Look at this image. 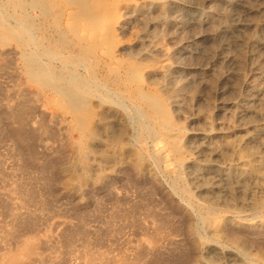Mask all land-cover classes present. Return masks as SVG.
<instances>
[{
  "label": "rangeland",
  "instance_id": "rangeland-1",
  "mask_svg": "<svg viewBox=\"0 0 264 264\" xmlns=\"http://www.w3.org/2000/svg\"><path fill=\"white\" fill-rule=\"evenodd\" d=\"M112 1L0 0V262L264 264V0Z\"/></svg>",
  "mask_w": 264,
  "mask_h": 264
},
{
  "label": "bare ground",
  "instance_id": "bare-ground-1",
  "mask_svg": "<svg viewBox=\"0 0 264 264\" xmlns=\"http://www.w3.org/2000/svg\"><path fill=\"white\" fill-rule=\"evenodd\" d=\"M101 1V0H100ZM108 2V1H107ZM105 3H106V1H105ZM105 3H103V4H105ZM156 4V3H155ZM101 5H102V3H101ZM147 3L146 2H144V0H113L112 2H110V4L108 5V7H107V13L109 14V15H111V18H110V26H109V28L107 29L106 27V29H104V27H96L95 28V30L96 31H94V32H92L91 34H90V37L92 38V41L93 42H95V43H102L103 41H105V40H116V37H118V34H117V32L118 31H121L125 26H126V24H127V20L130 18V16H131V13L133 14V13H137V12H141L145 7H147ZM151 7V6H150ZM91 8H93V7H91ZM259 8V7H258ZM90 9V8H89ZM250 9V8H249ZM260 9H261V7H260ZM247 11V10H246ZM106 13V12H105ZM248 13V12H247ZM253 14V13H252ZM255 14V13H254ZM259 14H261V13H259ZM69 16H71V15H69ZM104 16V15H103ZM251 16V15H250ZM73 17V16H72ZM71 17V18H72ZM247 17V16H246ZM235 18V17H234ZM74 19V18H73ZM96 19V18H95ZM90 20V19H89ZM104 20H106V19H104ZM237 20H239V19H237ZM246 20V19H245ZM99 21V20H98ZM233 21V20H232ZM96 22V21H95ZM100 22V21H99ZM105 22V21H104ZM241 22V21H240ZM243 22V21H242ZM88 23H90L89 21H88ZM91 23H93V22H91ZM90 23V24H91ZM233 23V22H232ZM101 24H103V23H100V25ZM228 24H229V21H228ZM235 24V23H234ZM247 24H248V21H247ZM255 25V24H254ZM245 24L244 23H237L236 22V28L233 30V29H231V28H227V29H225V27L223 26V25H221L219 28H220V30L219 31H221V30H223V29H225V31H223V32H221L220 33V35L219 36H221V35H223V34H225V33H228V32H230V31H232L233 30V33H234V35L236 36H240V34H243V30H244V28H245ZM78 27V26H77ZM76 27H74V29H75ZM253 28V27H252ZM93 29H94V27H93ZM251 29V28H250ZM86 30V29H85ZM218 30V29H217ZM86 31H88V30H86ZM91 31H92V29H91ZM248 32V31H247ZM216 33V32H215ZM228 36V35H227ZM242 36H244V35H242ZM241 36V37H242ZM223 37H224V35H223ZM230 37V36H229ZM227 38V37H226ZM246 37H244V41L245 40H248V39H245ZM32 39V38H31ZM118 39V38H117ZM34 40V39H33ZM88 40H89V38H88ZM221 40V39H220ZM219 40V41H220ZM110 41V42H111ZM242 41V40H241ZM259 41H261V40H259ZM252 42V41H251ZM94 43V44H95ZM258 43V42H257ZM260 43V42H259ZM112 44H113V42H112ZM117 44V45H116ZM115 45V47L114 46H112V47H114L113 49H110V54H109V56H110V58L111 59H113V58H116L117 57V55H119V53L118 52H120V53H123V52H125V51H127L129 48H130V46H131V44H129V45H127V44H125V45H122V43H119L118 44V40H117V43H116ZM114 45V44H113ZM249 45V44H248ZM141 46V45H140ZM252 47V46H251ZM226 48V47H225ZM131 49V48H130ZM130 49H129V51H130ZM131 52V51H130ZM117 54V55H116ZM197 56V55H196ZM164 65H166V64H161L160 63V65L159 64H156V65H151V66H144L145 67V72L147 73V74H154V73H157V72H162V70H163V68L165 67ZM140 68H142V67H140ZM38 69H40V68H38ZM139 69V68H138ZM40 70H42V69H40ZM40 70L39 71H37L38 73L40 72ZM133 70V69H132ZM143 70V69H142ZM43 71V70H42ZM45 71V70H44ZM49 73V72H48ZM162 73H165V72H162ZM47 74V73H46ZM161 75V74H160ZM159 75V76H160ZM159 78V77H158ZM154 79V78H153ZM201 80V79H200ZM37 81H39V80H37ZM42 83V82H41ZM193 91V90H192ZM73 92V91H72ZM153 93H155V92H153ZM72 94V93H71ZM161 94V93H160ZM150 98H151V95H148ZM154 96V98H153V101L151 102V104L156 108H160L161 110L163 109V111H161V110H156V112H159V111H161V113H162V118H160V120L162 119V121H167V122H169L170 121V117H169V113L167 112V110L165 109V103H164V101H163V99H162V96L161 97H158V96H155V95H153ZM147 98V97H146ZM261 99V98H260ZM162 107V108H161ZM152 109H154L155 110V108H153V107H151ZM233 109V108H232ZM168 111H169V109H168ZM160 114V113H159ZM256 116V115H255ZM229 117V116H228ZM169 127V126H168ZM173 136V135H172ZM174 137H176V136H174ZM168 139H170V138H168ZM171 139H173V138H171ZM178 139H180V138H178ZM177 139V140H178ZM243 139V138H242ZM261 140V139H260ZM173 141V140H172ZM253 141H254V139H253ZM179 142V141H178ZM177 142V143H178ZM170 143V142H169ZM262 143V142H261ZM260 143V144H261ZM264 143V142H263ZM174 145V144H173ZM179 145H180V143H179ZM262 145V147L264 148V144H261ZM260 145V146H261ZM176 147V146H175ZM260 148V147H259ZM262 148V149H263ZM178 150V149H177ZM176 150V151H177ZM250 150V149H249ZM248 150V151H249ZM258 152V151H257ZM260 152V151H259ZM253 153V152H252ZM255 154H257V153H255ZM253 155V154H252ZM221 156V155H220ZM240 156V155H239ZM264 156V155H263ZM241 157V156H240ZM249 157H251V154H250V156ZM256 159H257V157H256ZM255 159V160H256ZM261 161V160H260ZM262 161H263V159H262ZM244 163H246V161H245V159H241V158H239V160L237 161V165L238 164H241V166H242V164H244ZM261 163H263V162H261ZM231 164V163H230ZM233 164V163H232ZM248 165V164H247ZM253 165V164H252ZM255 165V164H254ZM239 166V165H238ZM244 166V165H243ZM251 166V165H250ZM257 166V165H256ZM235 167V166H234ZM237 167V166H236ZM260 167V166H259ZM250 168V167H249ZM252 168H254V166H252ZM261 168V167H260ZM237 169V168H236ZM255 169V168H254ZM260 170H262V169H260ZM247 171V170H246ZM250 171V170H249ZM254 171V170H253ZM259 171V170H258ZM262 171H264V170H262ZM261 171V172H262ZM243 172V171H242ZM260 172V171H259ZM258 172V173H259ZM255 173V172H254ZM257 174V173H256ZM260 176V175H259ZM260 180V179H259ZM261 180H262V178H261ZM237 181H239V180H237ZM236 181V182H237ZM263 184H264V182H263ZM233 185V184H232ZM230 186V185H229ZM237 188H238V186H236ZM233 188H235V187H233ZM241 188V187H240ZM238 190V189H237ZM242 190V189H241ZM243 192V191H242ZM241 192V193H242ZM244 193V192H243ZM245 195V194H244ZM247 195V194H246ZM264 199V198H263ZM263 202H264V200H263ZM251 205H252V202L250 203ZM253 207H256L255 205H253ZM165 224V223H164ZM245 244V243H244ZM26 247V246H25ZM26 251H28L29 250V247H26V249H25ZM24 252V251H23ZM17 255V254H16ZM6 257V256H5ZM7 258V257H6ZM21 257H16V256H11V257H9L8 259H3L1 262H0V264H19V259H20ZM210 258V257H209ZM193 259V258H192Z\"/></svg>",
  "mask_w": 264,
  "mask_h": 264
}]
</instances>
